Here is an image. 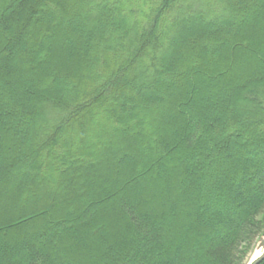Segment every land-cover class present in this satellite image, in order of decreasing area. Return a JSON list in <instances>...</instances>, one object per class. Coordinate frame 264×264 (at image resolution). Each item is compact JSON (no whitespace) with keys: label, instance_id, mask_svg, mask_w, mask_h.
I'll use <instances>...</instances> for the list:
<instances>
[{"label":"trees","instance_id":"1","mask_svg":"<svg viewBox=\"0 0 264 264\" xmlns=\"http://www.w3.org/2000/svg\"><path fill=\"white\" fill-rule=\"evenodd\" d=\"M262 235L264 0H0V264H242Z\"/></svg>","mask_w":264,"mask_h":264},{"label":"water","instance_id":"2","mask_svg":"<svg viewBox=\"0 0 264 264\" xmlns=\"http://www.w3.org/2000/svg\"><path fill=\"white\" fill-rule=\"evenodd\" d=\"M256 250L257 252L254 254ZM262 260H264V235L257 239L250 257L244 264H259Z\"/></svg>","mask_w":264,"mask_h":264},{"label":"rangeland","instance_id":"3","mask_svg":"<svg viewBox=\"0 0 264 264\" xmlns=\"http://www.w3.org/2000/svg\"><path fill=\"white\" fill-rule=\"evenodd\" d=\"M77 21H78L79 24H82V25L84 24V25H86V21L83 20V19H77ZM49 118H50V117H48V119H49ZM256 242H257V240L254 242L253 246L250 248V250L248 251V253L245 255V258H244L242 264H244V263L248 260V258L250 257V254L252 253L253 248H254Z\"/></svg>","mask_w":264,"mask_h":264},{"label":"bare ground","instance_id":"4","mask_svg":"<svg viewBox=\"0 0 264 264\" xmlns=\"http://www.w3.org/2000/svg\"><path fill=\"white\" fill-rule=\"evenodd\" d=\"M257 252V250L254 252V254Z\"/></svg>","mask_w":264,"mask_h":264}]
</instances>
